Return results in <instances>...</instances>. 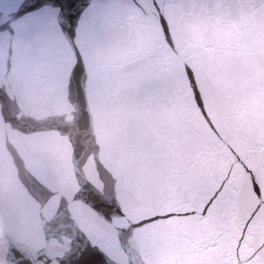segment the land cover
<instances>
[{"label":"snow or ice","instance_id":"1","mask_svg":"<svg viewBox=\"0 0 264 264\" xmlns=\"http://www.w3.org/2000/svg\"><path fill=\"white\" fill-rule=\"evenodd\" d=\"M193 2L0 0V100L51 81L85 103L89 90L108 95L126 113L86 152L83 223L69 215L71 235L45 264H170V254L264 264V108L244 103L264 75L249 85L255 66L199 55L192 42L211 32L193 29ZM185 46L191 62L161 59ZM64 227L47 222L52 234ZM29 248L18 213L0 203V264H36Z\"/></svg>","mask_w":264,"mask_h":264},{"label":"water","instance_id":"2","mask_svg":"<svg viewBox=\"0 0 264 264\" xmlns=\"http://www.w3.org/2000/svg\"><path fill=\"white\" fill-rule=\"evenodd\" d=\"M186 11L195 18L194 30L211 32V37L202 32L192 42L199 55L207 59L223 53L255 66L257 72L247 82L258 85L264 75V0H194ZM14 47L19 49V43ZM192 58L187 46L161 57L180 62ZM2 66L0 60V70ZM97 71L103 68L93 70V76ZM88 98L85 103L49 81L0 100V203L8 202L18 213L30 242L28 255L41 257L36 264H45V257L61 251L72 232L69 215L83 223L77 192L85 174L92 175L86 152L94 149L98 137L103 141L115 136L126 115L108 95L89 90ZM244 103L252 111L264 108V87H257ZM53 217L65 225L55 234L47 232ZM167 247H173L171 242ZM169 261L178 264V257L170 254Z\"/></svg>","mask_w":264,"mask_h":264}]
</instances>
